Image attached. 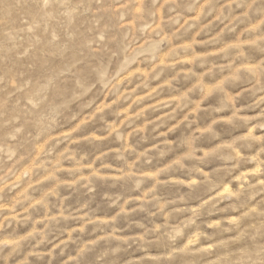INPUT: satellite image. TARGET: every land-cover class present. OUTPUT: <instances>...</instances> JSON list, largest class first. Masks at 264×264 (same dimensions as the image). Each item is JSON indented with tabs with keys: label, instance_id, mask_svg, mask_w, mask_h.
Returning a JSON list of instances; mask_svg holds the SVG:
<instances>
[{
	"label": "rangeland",
	"instance_id": "obj_1",
	"mask_svg": "<svg viewBox=\"0 0 264 264\" xmlns=\"http://www.w3.org/2000/svg\"><path fill=\"white\" fill-rule=\"evenodd\" d=\"M0 264H264V0H0Z\"/></svg>",
	"mask_w": 264,
	"mask_h": 264
}]
</instances>
